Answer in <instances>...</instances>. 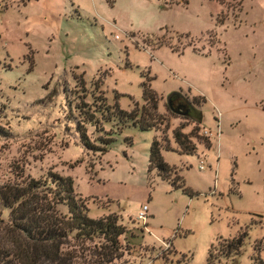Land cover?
I'll use <instances>...</instances> for the list:
<instances>
[{"label": "rangeland", "instance_id": "obj_1", "mask_svg": "<svg viewBox=\"0 0 264 264\" xmlns=\"http://www.w3.org/2000/svg\"><path fill=\"white\" fill-rule=\"evenodd\" d=\"M146 78L157 131L105 122L97 99L129 112ZM173 92L197 101L198 132L167 109ZM77 123L96 149L112 138L106 151L86 150ZM178 126L196 133L194 155L160 153L190 197L146 173L151 139L175 150ZM48 171L89 218H118L114 264H231L215 245L244 227L237 264L255 242L264 261V0H0V186Z\"/></svg>", "mask_w": 264, "mask_h": 264}, {"label": "trees", "instance_id": "obj_2", "mask_svg": "<svg viewBox=\"0 0 264 264\" xmlns=\"http://www.w3.org/2000/svg\"><path fill=\"white\" fill-rule=\"evenodd\" d=\"M105 2L109 6L113 4V0ZM158 44L166 45L162 42ZM174 95L182 96L179 92H173L167 96L168 101ZM140 97L141 104L138 106L133 103L129 112L119 109L115 103L111 106L104 105L101 98L97 99V110L101 116L104 115V121L113 122L118 131L124 126H131L138 131H157L161 122V116L157 112L161 97L150 88L149 78L140 83ZM185 101L189 111L184 116L194 125V132H198L201 120L197 108L199 105L195 100ZM165 105L172 111L168 103ZM177 109L174 108L173 111ZM75 130L79 142L86 150L105 152L112 141V138L100 141L103 147L96 149L88 141L79 123ZM170 134L175 150L156 137L151 139L146 173L154 172L158 178L167 181L174 189H181L190 197L192 193L184 186L175 168L163 161L160 152L175 151L194 155L196 147L192 138L196 133H192V130L184 133L182 127L178 126ZM200 139L204 148L209 149L208 138L200 136ZM16 180L0 186V204L7 210V219L4 221L0 218V264H114L120 259L122 248L119 237L124 234V227L114 215L89 218L84 203L73 191L69 177L48 171L41 178L20 174ZM59 208L64 210L60 211ZM258 223L260 224V220ZM246 238L247 227H244L235 236L218 240L215 245L217 254L225 260L229 259L231 264H237ZM260 246V242L253 244L249 257L251 264H264L259 256ZM210 257L208 249L206 263L210 261Z\"/></svg>", "mask_w": 264, "mask_h": 264}, {"label": "flooded vegetation", "instance_id": "obj_3", "mask_svg": "<svg viewBox=\"0 0 264 264\" xmlns=\"http://www.w3.org/2000/svg\"><path fill=\"white\" fill-rule=\"evenodd\" d=\"M169 107L171 109H174V108H179L182 110H185V114H187V112L189 111V109L187 108V102L185 101V99L180 96V95H174L171 100H169V103H168ZM181 116H184V115H181Z\"/></svg>", "mask_w": 264, "mask_h": 264}, {"label": "built area", "instance_id": "obj_4", "mask_svg": "<svg viewBox=\"0 0 264 264\" xmlns=\"http://www.w3.org/2000/svg\"><path fill=\"white\" fill-rule=\"evenodd\" d=\"M203 135L208 136L209 133L207 131H203ZM202 164H203L202 161H200V163H199V169H202L203 168L202 167ZM146 211H147L146 205H142L141 208L139 209V211L137 212L136 219L137 220H141V219L145 218Z\"/></svg>", "mask_w": 264, "mask_h": 264}, {"label": "water", "instance_id": "obj_5", "mask_svg": "<svg viewBox=\"0 0 264 264\" xmlns=\"http://www.w3.org/2000/svg\"><path fill=\"white\" fill-rule=\"evenodd\" d=\"M166 103H169L168 99H166ZM173 111V109H171ZM175 114L178 115H185V112H181V110L178 108L176 111H173Z\"/></svg>", "mask_w": 264, "mask_h": 264}]
</instances>
